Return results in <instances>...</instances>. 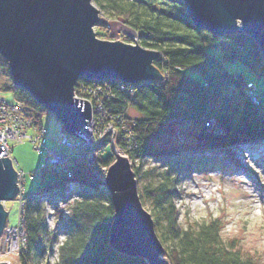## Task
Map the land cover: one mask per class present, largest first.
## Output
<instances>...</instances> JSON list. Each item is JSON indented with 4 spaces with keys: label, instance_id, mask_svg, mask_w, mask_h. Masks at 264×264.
I'll return each mask as SVG.
<instances>
[{
    "label": "trees",
    "instance_id": "1",
    "mask_svg": "<svg viewBox=\"0 0 264 264\" xmlns=\"http://www.w3.org/2000/svg\"><path fill=\"white\" fill-rule=\"evenodd\" d=\"M95 1L136 33L137 41L129 37L130 43L160 53L154 66L163 79L135 84L106 81L112 85L115 96L104 103L114 119L117 134L108 136L96 149L94 163L70 162L68 171L58 174L50 171L55 179L44 182L34 193L27 194L25 190L26 243L18 264H40L41 256L51 250L57 239L56 232L47 225V207L53 206L49 201L55 207L69 203L66 206L69 217H63L61 210L56 213L66 233L65 241L58 247L57 264H145L139 258L117 254L108 243L114 208L105 188L103 168L114 162L115 148L131 160L136 178L148 176L139 196L144 207L149 206L147 210L165 246V256L172 264H257L237 248L234 239L223 237L224 223L220 218L184 227L178 221L174 203L181 192L179 180L183 175L207 171L216 165L228 169L234 152L264 147V111L260 108L258 89L254 85L259 105L246 94L247 84L253 83H245L242 74L229 72L225 65L240 61L264 74V58L257 43L245 33L216 35L195 27L182 0ZM100 20L98 28L108 27ZM95 34L105 35L101 31ZM0 68L9 70L1 54ZM104 82L80 79L77 85L93 87ZM228 88L237 91L238 97L231 100L226 96ZM0 89L13 92L34 125H42L41 115L47 111L28 92L14 86L12 81ZM131 109L138 112L137 118L128 115ZM210 120L216 123L218 132H206L205 122ZM194 129L198 131L193 139L183 146L168 149L153 146L168 134L191 133ZM106 144L111 145L112 154L104 157L99 150ZM146 158L166 162L168 170L152 178L138 164ZM73 195L77 197L69 201Z\"/></svg>",
    "mask_w": 264,
    "mask_h": 264
},
{
    "label": "water",
    "instance_id": "2",
    "mask_svg": "<svg viewBox=\"0 0 264 264\" xmlns=\"http://www.w3.org/2000/svg\"><path fill=\"white\" fill-rule=\"evenodd\" d=\"M182 1L195 27L216 35L245 33L264 58V0ZM100 21V11L91 0H0V54L8 62L14 86L52 113L64 133L73 138L86 132L92 117L89 102L74 98L78 80L135 84L163 79L154 66L159 52L99 39L94 28ZM205 123L206 132L218 129L214 121L213 125ZM17 183L11 160L0 158V237L8 222L3 203L15 200ZM104 184L114 208L110 248L145 264H172L152 215L140 199L138 178L127 156L115 154Z\"/></svg>",
    "mask_w": 264,
    "mask_h": 264
},
{
    "label": "rangeland",
    "instance_id": "3",
    "mask_svg": "<svg viewBox=\"0 0 264 264\" xmlns=\"http://www.w3.org/2000/svg\"><path fill=\"white\" fill-rule=\"evenodd\" d=\"M91 1L99 9L102 22L108 25V27H102V30L99 24L94 28L95 32L101 31L105 34L104 36H97L99 39L119 40L134 44L129 42V37H132V39L137 41L136 33L128 29L121 19L110 15L106 9L98 7L95 0ZM218 55L220 56V53ZM225 65L229 72L242 74L245 83L251 82L253 86L257 87L262 101L260 108L264 111V74L256 73L240 61L225 62ZM11 81L10 71L0 68V87L9 84ZM225 95L230 96V99L234 100L238 97V92L228 88ZM0 98L10 103L17 101L13 92L3 91L2 89H0ZM128 115L132 118H137L138 112L135 109H131ZM41 124L39 126L46 129L47 132V146L57 151H66V147L60 142V131L56 117L52 113L45 112L41 115ZM189 126L190 124H188L187 128ZM198 129L192 130L191 133L176 132L168 134L163 141L154 142L153 146L158 149L183 146L193 139L194 133ZM28 132L33 133L34 130L30 129ZM111 132H114V128ZM13 146V158L18 162L19 168L27 173L25 177L27 194H32L40 189L44 182L53 180V173L47 172V169H42L46 159L45 151L39 154L35 150L34 144L28 141L14 144ZM99 153L104 155V157L112 154L111 145L106 144L99 150ZM230 160L231 163L228 164L231 167H228V169L216 165L213 169L207 171L205 169L195 170L191 174L183 175L180 178L179 188L181 192L174 199L179 212L178 221L180 225L185 227L196 222L209 221L210 218H220L224 223L223 237L227 240L234 239L237 242V248L244 255L250 256L257 264H264V147L234 152ZM163 162L146 158L139 161L138 164L143 172H148V174L153 176L152 178H156L160 173L168 170L167 163ZM26 163H28V166ZM69 166V164L66 165L65 170H68ZM27 168H30V170H27ZM34 171H39V174L32 178L29 173ZM46 176H48L47 180H44ZM147 178L148 176H140L138 178L139 192L142 191L143 186L148 182ZM53 197L55 198L56 195H53ZM76 197V195H73L70 201L75 200ZM49 202L50 205H54L53 201ZM48 207V229L50 231L54 230L57 234V239L51 246V249L54 250L61 242L65 241L66 233L61 229V220L57 218L56 213L57 210H65L64 212L66 213V207L61 206L60 208L56 207V209ZM146 207L149 209L148 204ZM5 208L8 209L7 224L9 226L16 225L19 217L18 202L16 200L7 201L5 202ZM48 251L41 256L39 263L47 264L49 260V264H57L58 256L53 257L51 255L50 257ZM11 264H18V261L14 262L12 259Z\"/></svg>",
    "mask_w": 264,
    "mask_h": 264
},
{
    "label": "built area",
    "instance_id": "4",
    "mask_svg": "<svg viewBox=\"0 0 264 264\" xmlns=\"http://www.w3.org/2000/svg\"><path fill=\"white\" fill-rule=\"evenodd\" d=\"M120 89L125 90L124 86ZM247 97L255 104L259 105V99L255 94V86L247 84ZM110 83L104 82L102 85L95 84L93 87L78 84L74 89V98L83 99L89 102L92 117L86 126V132L79 134L78 137H70L64 133L61 125H58L60 131V142L66 147V151H57L49 148L46 144V129L34 125L33 121L27 116L25 108L19 102H7L0 98V158L8 157L18 175V194L15 200L19 205V217L16 225H6L0 237V263L5 262L11 264V260L17 262V257L25 249L26 233L23 227V206L25 194V177L27 173L19 168L18 162L12 156V148L10 143L17 144L28 141L34 144L35 150L41 154L45 151L46 159L42 169L55 168L60 169L68 165L70 162L77 161L86 163H94L97 158L96 149L100 147L108 136L115 137L117 129L113 123V118L108 114V110L104 101L113 99L115 93ZM209 125H213V121H208ZM114 128V132L111 130ZM33 129V133L28 131ZM111 134V135H110ZM114 154L126 156L119 148L114 149ZM108 168H103L107 172ZM34 178L38 176V171L29 173ZM70 201V200H69ZM68 201V202H69ZM4 207H5V203ZM69 203H60L57 208L66 207ZM56 209L49 206L48 208ZM66 209L63 217H69L70 211ZM65 211V210H64ZM53 213V212H52ZM49 214V213H48ZM55 214V213H54ZM52 214V215H54ZM48 216V215H47ZM61 225V224H60ZM62 244V242H61ZM58 247L49 251V256H58ZM49 261V260H48Z\"/></svg>",
    "mask_w": 264,
    "mask_h": 264
},
{
    "label": "crops",
    "instance_id": "5",
    "mask_svg": "<svg viewBox=\"0 0 264 264\" xmlns=\"http://www.w3.org/2000/svg\"><path fill=\"white\" fill-rule=\"evenodd\" d=\"M12 143H13V145L14 144H17V143H15V142H11L10 143V145H11V148H12V153L14 152V146L12 145ZM66 149V148H65ZM64 152V151H63ZM26 165L28 166V163H26ZM32 168V167H31ZM34 169V168H33ZM27 170H30V168H27Z\"/></svg>",
    "mask_w": 264,
    "mask_h": 264
},
{
    "label": "clouds",
    "instance_id": "6",
    "mask_svg": "<svg viewBox=\"0 0 264 264\" xmlns=\"http://www.w3.org/2000/svg\"><path fill=\"white\" fill-rule=\"evenodd\" d=\"M109 168V167H108Z\"/></svg>",
    "mask_w": 264,
    "mask_h": 264
}]
</instances>
